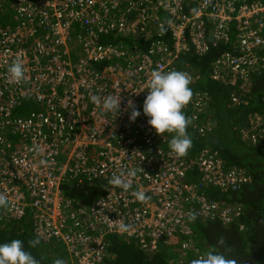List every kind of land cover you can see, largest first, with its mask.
<instances>
[{
    "label": "built area",
    "instance_id": "obj_1",
    "mask_svg": "<svg viewBox=\"0 0 264 264\" xmlns=\"http://www.w3.org/2000/svg\"><path fill=\"white\" fill-rule=\"evenodd\" d=\"M33 1L16 0L18 22L14 23L20 26L15 31L3 32L5 28H0L3 37L0 43V146L6 147L0 155V177L4 180L0 183V195L9 202L5 215L19 220L25 216V208L31 206L36 237L43 243H62L71 257L67 264H106L107 238L111 235L134 242L145 253L156 252L175 239L179 243L182 241L179 246L186 250L192 247L194 240L189 213H194L199 220L220 218L222 223H230L240 209L221 208L210 201L198 193L200 188L196 184H190L187 174L191 166L196 165L200 185L225 191L247 182L244 173L236 169L224 170L220 158L207 150H202L193 159L189 151L178 157L170 149H161L157 140L162 135L158 136L149 126L142 106L152 70L186 71L181 67V60L190 49L189 41L197 55L206 54V22L213 29L211 41L214 46L230 42L232 24L237 32L231 51L221 54L213 63L209 75L212 81L223 86L240 85L242 89L249 83L251 75L264 71V60L256 53L264 49V0ZM75 23L80 25L77 48L81 56L77 62H72L63 58L69 54L63 46L77 32L73 27ZM162 25L168 40L161 39ZM40 28L46 30L45 37L37 35ZM112 35L123 43L125 39L134 41L139 58L136 55L127 58L125 44L100 45L102 38ZM53 38L60 39V44L56 41L57 46L51 45L49 39ZM28 40L34 44L32 49L28 48ZM139 44L144 47L145 54L137 53ZM47 49L56 52L50 55ZM15 61L21 62L24 68V78L20 82L13 81L8 73L9 66ZM105 62L107 65L102 73L92 69L93 63ZM64 87L69 91L56 93L58 88ZM75 90L77 95H72ZM56 95L64 97L59 100L58 96V102L63 106L62 118L67 126L53 113L50 118L36 114L25 119L12 117V111L20 101L28 100L51 108L57 100ZM90 95L119 98L120 111L105 112L102 105L90 101ZM129 101L141 110L135 122L129 121ZM231 101L245 104L235 95L231 96ZM70 102L81 110L75 112L77 116L66 108ZM207 105L206 97L197 92L183 109L184 113L191 112L188 119L200 137L213 135L215 129L208 123L205 125L203 118L199 120V114L206 113ZM92 107L104 115L101 118L104 122L100 119L101 127L93 129L94 133L98 131L97 137H91L79 146L93 157V148L104 146L109 155L107 158L102 156L103 162L91 175L81 173L80 186L106 182L103 195L84 204L64 196L65 179L46 176L45 169L52 167L53 157L60 152L55 151L54 144L45 145L47 140L55 137V128L50 121L62 123L56 124L60 134L66 127L71 132L80 129L79 133L86 135L81 126L86 127L88 120L97 116L90 113ZM59 109L56 115L61 112ZM79 114H83L82 119ZM134 123L138 131L134 130ZM249 123L251 128L242 132L244 136L255 126H263L262 118L258 116L251 117ZM45 129L49 138H44ZM258 131L262 133L260 129ZM253 134L254 139L259 135ZM7 137L20 141V151L7 154L10 150ZM87 149L92 151L88 153ZM42 160L45 163L42 164ZM133 169L136 175L127 176ZM122 173L130 185L127 190L109 184L114 174ZM75 177L79 175L72 178ZM137 191L151 199L138 201L134 195ZM189 192L196 195L194 203L185 198ZM190 207L197 210H189ZM52 213L57 214L58 220L53 219Z\"/></svg>",
    "mask_w": 264,
    "mask_h": 264
},
{
    "label": "trees",
    "instance_id": "obj_2",
    "mask_svg": "<svg viewBox=\"0 0 264 264\" xmlns=\"http://www.w3.org/2000/svg\"><path fill=\"white\" fill-rule=\"evenodd\" d=\"M9 2L14 4L16 0H9ZM0 21H2L1 17ZM79 26L78 23L73 25L77 30H79ZM205 26V43L208 45L206 54L197 55L191 48L189 41L190 49L181 61L189 69H192L191 75H188L192 81L190 87L193 94L199 92L209 101L206 113L199 114V120L203 118L204 121L202 122L204 124L214 123L215 129L212 132L213 135L208 136L205 134L200 137L196 133L195 126L188 125L187 133L192 139L189 156L191 158L196 157L207 145L212 146L214 151L218 152L221 164L227 169L242 171L247 182L238 185L234 190L228 189L225 191L210 188L204 184L200 185V182H195L197 176L200 177L196 165L191 166L187 179L190 184H196L197 188L202 189L203 193L201 194L210 201L226 208L240 209V212L228 224L222 223L220 218L214 220H199L196 218L195 221H191V224L193 223L192 238L194 240L192 247L186 250L187 252L181 250L177 239L171 241L172 245L170 246L160 247L153 253H145L132 241L121 236H108V259L106 264H191L193 259L199 258L205 250L209 249H217L229 258L235 259L237 264H264V71H260L258 75H251L248 79L249 83L242 89H240V85L223 86L212 81L209 77L212 63L221 54L231 51V44L235 42L237 32H235V24H232L230 42L227 45L214 46L211 41L213 29L208 25V22ZM45 34L46 30L38 29L37 35L39 37H45ZM72 35L73 39L70 37L68 43L71 51L63 58L67 61L77 62L81 55L73 51L77 47V35ZM167 35L168 33L164 32L161 39L168 40ZM125 41L123 43L121 39L112 35L102 38L100 45L114 46L122 43L135 50L134 41L131 42L127 39ZM27 45L29 49H32L34 44L28 40ZM138 48L144 51L141 44L138 45ZM256 53L264 60V49L260 52L257 50ZM106 65L107 62L93 63L92 69L95 72L102 73ZM59 89H57V92L61 94L62 89L60 91ZM47 93H50V91ZM232 95L237 96L245 104L232 103ZM44 109L46 108L43 105L38 106L28 100H22L12 111V117L26 116L27 112L34 115L39 114V112L44 113ZM190 113L189 111L184 114L188 118ZM51 115L52 113H50ZM253 116L261 117L263 126L259 128L262 133L250 141L245 138L242 132L251 128L249 120ZM133 127L134 130L138 131L136 123ZM76 131L79 134L80 129L72 132V140L76 135L74 134ZM250 134L252 133L249 131L247 135L251 136ZM172 135L174 133L166 132L157 140V144L160 145L161 149L169 150L168 144ZM11 137L7 138L10 140ZM87 150L88 153L92 151V149ZM72 177L69 180L66 179V182L62 185L64 196L67 199L72 201L78 199L80 202L87 204L103 195L104 191L98 183L93 182L90 186L86 184L80 186V176ZM23 191L25 192V189ZM31 209V206L26 207L25 216L19 220L9 219L6 215L1 214L0 209V244L10 242L12 239H20L24 241L25 248L40 261V264H53L56 258L63 259L65 247L62 243L48 244L40 241L36 248L28 247V242L37 238ZM3 219L5 220L3 221ZM181 238L183 239V237ZM221 238L225 242L224 245L218 244ZM175 242L176 244H174ZM50 251L54 254L51 255ZM179 256L182 257L178 259Z\"/></svg>",
    "mask_w": 264,
    "mask_h": 264
},
{
    "label": "clouds",
    "instance_id": "obj_3",
    "mask_svg": "<svg viewBox=\"0 0 264 264\" xmlns=\"http://www.w3.org/2000/svg\"><path fill=\"white\" fill-rule=\"evenodd\" d=\"M170 23V22H169ZM160 32H166V28L162 25ZM8 73L10 78L15 82H20L24 78V68L21 62H13ZM191 79L187 73L179 70L162 72L154 69L150 73L147 84V96L144 99L142 113L148 118L149 126L158 136L164 133H174L169 140L170 151L178 157L185 156L192 146V139L187 133V127L190 120L184 114L183 109L190 103L193 92L190 87ZM90 101L97 105H102L105 112L120 111V100L112 95L104 97L98 95H90ZM130 110L129 121L135 120L141 115V110L136 109L132 101L128 102ZM195 157H193L194 159ZM45 163V161H41ZM136 175V171L129 170L127 176ZM112 186H118L127 190V183L122 174H114L109 181ZM135 197L140 202H146L151 198L142 191H137ZM8 200L5 196L0 195V208L8 206ZM190 221L196 220L194 213L188 214ZM221 238L219 245H224ZM40 244L38 238L28 242L29 248H36ZM0 264H40V261L25 248L24 241L20 239H12L10 242L0 244ZM53 264H66L62 258H56ZM191 264H237L235 259L229 258L217 249L205 250L199 258L193 259Z\"/></svg>",
    "mask_w": 264,
    "mask_h": 264
},
{
    "label": "rangeland",
    "instance_id": "obj_4",
    "mask_svg": "<svg viewBox=\"0 0 264 264\" xmlns=\"http://www.w3.org/2000/svg\"><path fill=\"white\" fill-rule=\"evenodd\" d=\"M34 1H36V0H34ZM49 1H51V0H49ZM16 11H17L16 3L13 4V2H9V0H0V17L2 19V21H0V28H3V27L5 28V30H3V32L8 31V32L11 33L13 31H15L18 26H20V24L19 25H16L14 23L16 21L17 17H18L17 14H16ZM65 14L66 15H69V13H65ZM22 19H24V16H23ZM17 22L18 21H16V23ZM75 30H77V29H75ZM0 32H2V30H0ZM4 34H6V33H4ZM74 34L75 35H78L79 34V30H77V32H74ZM58 35H60V34H58ZM70 37H71V39H73V35H71ZM60 39L63 40V38L61 36H60ZM60 39L59 40H57V38L49 39V43L51 45L57 46L55 44V42L57 41V43L60 44ZM2 40H3V37L0 36V43H1ZM69 41H70V39L66 42V44L63 47H65L66 50L71 51V50H69V46H70V45H68ZM54 46H52V47H54ZM63 47H60V48H63ZM65 49L63 51H65ZM71 49H73V48H71ZM73 51L74 52H77L78 54L81 55V52L78 51V48L77 47L74 48ZM46 52L51 55V54L55 53L56 50L54 52H51V49H49V50L47 49ZM184 69H187V70L186 71H183V72L188 73L189 75H191L190 72H192V69H189L188 70V67L187 66ZM180 71H182V69H180ZM65 91L68 92L69 89L67 87L62 88V92H65ZM56 93H58V92H56ZM72 95H77V91L75 90ZM58 96H57V100H55V103H52L51 104V108L49 106V107H47L46 109L43 110L44 111V114L42 112H39V114H36V115H44L45 118H50V113H53V115L56 117V119H57V117L61 118L60 121L64 122V124L67 126V124L65 123L66 121L62 118L63 117V113H62V111H63L62 107L63 106L62 107L60 106L61 103L58 102ZM63 98L64 97L59 96V100H62ZM208 102L209 101H207V103ZM70 103L68 105H66L67 107L66 106L65 107L66 108H69V110H72V112H74V113L75 112L76 113H80L81 110H79L78 108H76V106L74 105V103L73 104L72 103L70 104ZM75 103L78 105V102L77 101H75ZM80 107L83 108V106H80ZM58 109L61 112L56 115ZM85 109H87V108H85ZM48 111H50V112H48ZM89 111H90L91 114L96 113L97 116H98V120H96V117L97 116L93 120H88L86 127L84 125L81 126V128L86 131V135H81L80 133L77 134V131H76V133H74L76 135L74 136L73 140H72V137H71L72 132L71 131H68L66 129V127L64 128V133L63 134H60L58 132L59 127H57L56 124L60 126V124H62L61 122L56 123V121H54V122H51L50 121V123H52L53 124V127L55 128L54 129L55 130V132H54V136L55 137L50 138V141L49 142L47 140V143H46L45 146H47L49 144L50 145L54 144L55 145L54 146L55 151H57V152L60 151V153L58 155L56 154V156L53 157V159H52V162H53L52 167L50 169H45V171L47 173L46 176L52 175V176H55L56 178H59L60 180H62V178L65 179V180L66 179L69 180L71 178V176H75V175L76 176H78V175L80 176L81 173H85L86 175H91V173L93 172V170L99 164H101L103 162V157H106L107 158V156L109 155V151H107L108 148H106L104 146H103V148H97V147H94L93 148L94 157L93 156H90L89 154H87L85 152V150H83L84 148H82V147L79 146L80 144L86 142L91 137H97L99 133H97L98 132L97 130H96L97 132L94 133L93 132V129H94V127H96L97 129H99L101 127L100 125H102L100 122H104L103 119H101V118H104V115L101 114V113H99V112H95V111H97L96 107H92ZM27 113L28 114H26V116L23 115V116H18V117H20V119H25L26 117H30V115H32L30 112H27ZM76 113L73 114V115H76ZM79 115H80L79 117L82 119L83 118V114L82 115L79 114ZM68 117H70V116H68ZM64 118L66 119V117H64ZM100 119L102 121H100ZM213 124L210 123V122L208 123V125L215 127V125H213ZM190 125L193 126L192 123H190ZM260 126H262V124H259V125L255 126L253 129L250 130V132L252 133V134H250L251 136L245 134L246 139H248L250 141L254 140L255 135L253 133L256 132L257 134H259V131H258L259 128L258 127H260ZM44 131H45L43 133L44 138H49L48 135H47L46 129ZM40 137H41V135H39V138L38 139H35L36 142L40 139ZM6 142H8L10 144V150H8L7 154L8 153L11 154V153L17 152V150H19V146H20V141L19 140H18V142H16V140H13V138H12L11 140H7ZM120 143H122V142L120 141ZM59 146H62V147H59ZM5 148H6L5 146H0V155L4 151ZM213 148L214 147L207 145V147L204 148V150H207V152H210V153H215V156H218V152L217 151H214ZM87 156L90 157V160L89 159L86 160L88 158ZM57 164L59 166H55ZM221 166H222V168L224 170H229V169L225 168L223 165H221ZM197 180H198V176L195 179V182H197ZM3 181H4L3 178L0 177V183H4ZM84 182H88V181H84ZM101 182L102 181H98V185H100L101 189H105L106 188V185H105L106 182H104V184L103 183L101 184ZM186 184L190 186L189 183L186 182ZM197 191H198V193H202V189H197ZM195 196L196 195H195L194 192H189V193H187V197H185V198H190L191 199L190 202L191 203H194L193 201L196 199ZM185 198H183V199H185ZM95 200H93V201H95ZM220 207H221V205H220ZM5 208L6 207L0 208L1 209V214H4L5 215V212H6V209ZM190 208L191 209H189V210H192V211L193 210H197V209L192 208V207H190ZM185 210L189 211L188 208L187 209L185 208ZM52 214L54 215V218L53 219L54 220H58L57 214L56 213H52ZM4 220L5 219H3V221ZM180 243L182 244L183 242L181 241ZM174 244H176V242ZM170 245H172V244H168L167 246H170ZM189 248H187V249H189ZM172 250L174 251V249H172ZM64 251H65V253L63 252L64 253L63 259L65 260L66 264L67 263H70V259H71L70 255H69L70 253H68V249L67 250L64 249ZM50 252H51V255L54 254L52 251H50ZM181 257L179 256L178 259L181 258ZM181 261H182V259H181ZM177 262H178V260H177Z\"/></svg>",
    "mask_w": 264,
    "mask_h": 264
},
{
    "label": "crops",
    "instance_id": "obj_5",
    "mask_svg": "<svg viewBox=\"0 0 264 264\" xmlns=\"http://www.w3.org/2000/svg\"><path fill=\"white\" fill-rule=\"evenodd\" d=\"M131 42H133V41H131ZM127 49H128V52H127L128 57H127V58H129V56H130L131 58H133V55L138 56V55L136 54L135 50H134L132 47L127 48ZM138 50H139V52H137V53H139V54H145V52L142 51L141 49H138ZM137 58H139V56H138ZM215 61H216V60H215ZM215 61H214V62H215ZM214 62H213V63H214ZM213 63H212V65H213ZM212 65H211V67H212ZM181 67H182V68H185V67H186V64H185V63H182ZM218 84H219V83H218ZM220 85H221V84H220Z\"/></svg>",
    "mask_w": 264,
    "mask_h": 264
},
{
    "label": "bare ground",
    "instance_id": "obj_6",
    "mask_svg": "<svg viewBox=\"0 0 264 264\" xmlns=\"http://www.w3.org/2000/svg\"><path fill=\"white\" fill-rule=\"evenodd\" d=\"M65 247V246H64ZM66 249V248H65Z\"/></svg>",
    "mask_w": 264,
    "mask_h": 264
}]
</instances>
